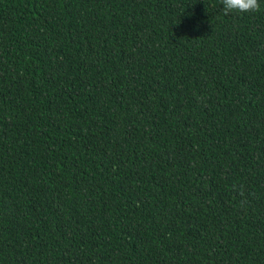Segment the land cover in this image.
<instances>
[{
    "label": "trees",
    "instance_id": "trees-1",
    "mask_svg": "<svg viewBox=\"0 0 264 264\" xmlns=\"http://www.w3.org/2000/svg\"><path fill=\"white\" fill-rule=\"evenodd\" d=\"M0 0V264H264V0Z\"/></svg>",
    "mask_w": 264,
    "mask_h": 264
},
{
    "label": "clouds",
    "instance_id": "clouds-1",
    "mask_svg": "<svg viewBox=\"0 0 264 264\" xmlns=\"http://www.w3.org/2000/svg\"><path fill=\"white\" fill-rule=\"evenodd\" d=\"M221 4L224 15L232 12L249 13L261 10L259 0H221Z\"/></svg>",
    "mask_w": 264,
    "mask_h": 264
}]
</instances>
